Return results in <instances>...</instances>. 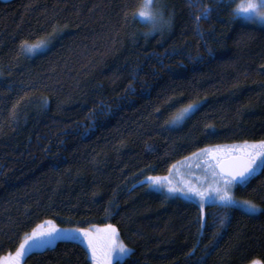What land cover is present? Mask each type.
Listing matches in <instances>:
<instances>
[{"label":"trees","instance_id":"1","mask_svg":"<svg viewBox=\"0 0 264 264\" xmlns=\"http://www.w3.org/2000/svg\"><path fill=\"white\" fill-rule=\"evenodd\" d=\"M143 1H0V257L52 219L115 225L131 250L112 264H264V159L233 189L257 212L144 182L203 147L264 140V26L239 0H155L152 24ZM23 263L92 260L59 239Z\"/></svg>","mask_w":264,"mask_h":264},{"label":"rangeland","instance_id":"2","mask_svg":"<svg viewBox=\"0 0 264 264\" xmlns=\"http://www.w3.org/2000/svg\"><path fill=\"white\" fill-rule=\"evenodd\" d=\"M235 10L241 20L264 26V0H239ZM158 12L155 0H144L138 14L143 20L154 24ZM47 44V40H41L29 45L28 51L32 53L41 50ZM236 153L251 158L256 173L264 159V140L220 143L203 147L172 164L166 173L150 175L144 182L147 188L168 197L194 201L201 209L207 203L216 202L257 212L260 205L249 199L235 197L234 181L217 170L216 166L221 158ZM59 239H73L82 243L92 264H112L123 259L131 250L121 240L118 229L113 224L74 227L61 226L52 219H46L24 235L13 251L2 255L0 264H25L23 257L29 251L51 246ZM248 264L263 262L253 259Z\"/></svg>","mask_w":264,"mask_h":264},{"label":"water","instance_id":"3","mask_svg":"<svg viewBox=\"0 0 264 264\" xmlns=\"http://www.w3.org/2000/svg\"><path fill=\"white\" fill-rule=\"evenodd\" d=\"M0 1L8 2L10 0ZM216 167L221 174L230 177L236 183H242L254 174L251 158L240 153L221 158Z\"/></svg>","mask_w":264,"mask_h":264}]
</instances>
